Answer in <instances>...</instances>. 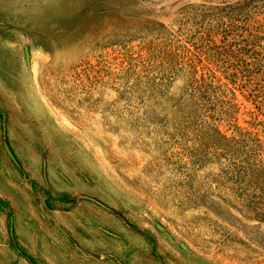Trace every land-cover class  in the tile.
I'll use <instances>...</instances> for the list:
<instances>
[{"label":"rangeland","instance_id":"374dc122","mask_svg":"<svg viewBox=\"0 0 264 264\" xmlns=\"http://www.w3.org/2000/svg\"><path fill=\"white\" fill-rule=\"evenodd\" d=\"M0 264H264V0H0Z\"/></svg>","mask_w":264,"mask_h":264}]
</instances>
